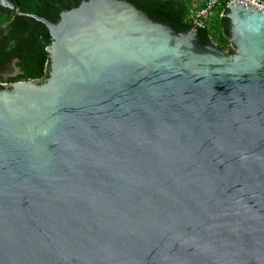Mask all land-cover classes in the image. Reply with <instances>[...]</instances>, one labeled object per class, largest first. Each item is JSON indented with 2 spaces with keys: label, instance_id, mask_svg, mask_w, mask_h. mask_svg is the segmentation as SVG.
I'll use <instances>...</instances> for the list:
<instances>
[{
  "label": "water",
  "instance_id": "95a60500",
  "mask_svg": "<svg viewBox=\"0 0 264 264\" xmlns=\"http://www.w3.org/2000/svg\"><path fill=\"white\" fill-rule=\"evenodd\" d=\"M228 9L235 54L127 0L27 15L50 61L0 88V264H264V9Z\"/></svg>",
  "mask_w": 264,
  "mask_h": 264
},
{
  "label": "trees",
  "instance_id": "16d2710c",
  "mask_svg": "<svg viewBox=\"0 0 264 264\" xmlns=\"http://www.w3.org/2000/svg\"><path fill=\"white\" fill-rule=\"evenodd\" d=\"M18 8L23 13H46L50 7L57 15L63 11H69L78 7L82 0H16ZM147 13L155 22L170 25L177 31L188 33L192 30V24L188 20L189 3L186 0H127ZM225 6V1L222 0ZM49 6V7H48ZM229 9L220 10L215 19L205 29H199L197 33L205 43L216 41L222 49H226L231 43L232 24L228 18ZM9 18L0 16V36L3 50L6 55L18 54L22 59L21 67L25 72L23 79H43L46 77V69L50 57L47 47L51 44V35L48 28L36 33L32 37L25 36L27 30L26 19L20 22L16 19L11 23L10 33H5V24ZM53 23L54 19H50ZM23 23V25L21 24Z\"/></svg>",
  "mask_w": 264,
  "mask_h": 264
},
{
  "label": "flooded vegetation",
  "instance_id": "af4514ba",
  "mask_svg": "<svg viewBox=\"0 0 264 264\" xmlns=\"http://www.w3.org/2000/svg\"><path fill=\"white\" fill-rule=\"evenodd\" d=\"M83 1V0H82ZM49 7V6H48ZM21 10V9H20ZM22 12V10H21ZM23 13V12H22ZM18 14L17 12H13L10 15L7 14H0V16H5L9 18V21L5 24L4 31L5 33H10L11 29V23L15 22L16 19H18L20 22H22L23 19H26L27 22V30H25V36L26 37H32L36 33L44 31L47 27L42 22L36 20L33 17H28L27 15H41L43 18L50 21V19H54L56 21H60L61 19V13L59 15L56 14L55 11H53L50 7L47 9L46 13H23ZM23 25V23H21ZM232 31V29H231ZM1 39H3L0 36V88L1 89H7L12 88V86L18 82L21 81H28L26 79H23V76L25 75V72L23 71L21 67L22 59L18 54H13L11 56L6 55L3 50V45L1 42ZM230 53L235 54L236 48H232L230 50ZM47 77L43 78L42 81H45Z\"/></svg>",
  "mask_w": 264,
  "mask_h": 264
},
{
  "label": "built area",
  "instance_id": "2783aa9c",
  "mask_svg": "<svg viewBox=\"0 0 264 264\" xmlns=\"http://www.w3.org/2000/svg\"><path fill=\"white\" fill-rule=\"evenodd\" d=\"M225 6L222 5V0H203L198 6L189 4L188 20L199 24V27L206 28L217 16L220 7L228 9L230 5L239 2L240 4L258 6L264 9V0H224Z\"/></svg>",
  "mask_w": 264,
  "mask_h": 264
},
{
  "label": "rangeland",
  "instance_id": "374dc122",
  "mask_svg": "<svg viewBox=\"0 0 264 264\" xmlns=\"http://www.w3.org/2000/svg\"><path fill=\"white\" fill-rule=\"evenodd\" d=\"M190 5L193 4V5H200L202 3L203 0H186ZM215 43L220 46V43L219 42H216ZM234 48L233 44L230 43L229 46L225 49L227 52H230V50Z\"/></svg>",
  "mask_w": 264,
  "mask_h": 264
}]
</instances>
